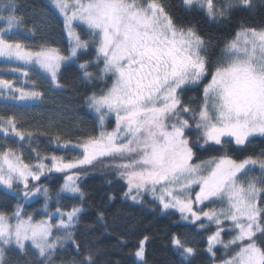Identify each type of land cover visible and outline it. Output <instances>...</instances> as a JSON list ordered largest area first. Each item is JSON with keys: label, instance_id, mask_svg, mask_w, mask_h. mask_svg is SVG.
<instances>
[{"label": "snow or ice", "instance_id": "snow-or-ice-1", "mask_svg": "<svg viewBox=\"0 0 264 264\" xmlns=\"http://www.w3.org/2000/svg\"><path fill=\"white\" fill-rule=\"evenodd\" d=\"M50 5L64 18L68 54L10 39L24 18L18 15V0H0V58L9 62L5 71L25 78L18 84L0 75V96L42 101V91L23 86L30 72L39 70L54 88L63 89L62 67L76 64L83 82H105L84 97L100 131L79 138L73 147L81 153L70 160L38 154L33 166L11 147L0 150V186L18 198L11 211H0V264H13L12 252L24 264H57L60 256L66 257L60 264H101L103 250L77 233L91 237L97 224L105 232L110 225L103 211L86 218L81 173L71 171L94 163L118 170L126 184L124 199L143 204L147 195L162 213L180 214L184 231L170 236L178 264H196L201 249L191 241L205 234L209 264H264V153L237 159L225 148L245 151L251 138L264 137V28L241 25L213 62L211 40L195 25L178 21L163 0H50ZM254 6V0H180L183 11L203 14L214 24ZM74 22L86 26L90 39L81 38ZM201 87L199 103L195 97L184 99ZM110 115L115 126L109 131L105 121ZM0 133L20 141L27 136L29 142L33 135L17 127L15 116H0ZM55 140L60 145V137ZM201 151L222 154L200 159ZM49 158L50 166L43 163ZM257 167L259 174L249 177ZM46 171L65 173L58 191L32 183ZM38 197H43L45 214L39 220L20 202ZM65 200L74 202L66 206ZM224 233L230 238L225 240ZM149 240L147 234L137 239L132 255L139 264H147ZM118 243L125 246L128 240L120 236ZM218 246L225 250L219 261Z\"/></svg>", "mask_w": 264, "mask_h": 264}, {"label": "trees", "instance_id": "trees-1", "mask_svg": "<svg viewBox=\"0 0 264 264\" xmlns=\"http://www.w3.org/2000/svg\"><path fill=\"white\" fill-rule=\"evenodd\" d=\"M164 4L172 15L180 22L195 25L199 33L210 39L212 47L210 56L215 62L220 56L224 44L235 37L241 25L261 29L264 28V0H254V7L251 11H235L232 18L224 23H211L203 14L195 12L189 13L182 10L180 0H163ZM18 15L24 18V23L19 30L9 33L12 40L19 41L33 48L39 45H46L58 48L62 53L68 54L70 44L67 39L64 22L62 18L52 9L46 0H18ZM0 27H3L0 24ZM27 29L35 32L32 35ZM77 32L82 39H90L88 31L77 26ZM94 53V49L90 50ZM80 71L76 64L62 67L60 80L66 85L63 89H56L45 79L41 73L33 75L34 78L44 79L43 82L28 86L31 90L35 87L44 93V99L36 103L21 105L10 104L0 108V116H15L17 127L27 132H32L31 141L26 136L25 141H20L18 137L10 135L5 137L0 133V150L5 147L13 148L25 163L35 165L39 156L51 155L62 156L65 160H70L79 153L70 149H64V141H71L75 144L79 138L88 135H98L100 128L98 118L94 111L89 109L84 103V97L93 91H99L105 86L104 81H95L92 84L83 82L80 79ZM210 78V77H209ZM207 78V79H209ZM207 81V80H206ZM205 81V82H206ZM107 85L110 86L112 79L106 78ZM202 87L185 94L184 99L195 97L194 103H199L202 98ZM115 125L111 118L107 120L106 128L110 131ZM60 137V145L56 143L55 137ZM252 143L245 151H233V145H225L228 154L237 159H243L249 155L259 156L264 153V138H251ZM68 144V145H69ZM222 152H198L200 159H207L209 156H219ZM43 163L51 165V159L44 160ZM89 167L71 170L81 173V186L86 192V213L89 220L95 219L98 211L105 213L110 228L104 231L102 224H97L96 230L91 237H85L80 232L77 233L81 240L101 248L104 255L101 264H108L109 261L115 264H139L132 253L135 250L137 239L143 234L150 236L146 245L145 259L147 264H178L179 257L174 254L170 245V236L175 231L183 232L179 227V213L172 211V214L162 213L159 206L149 197L145 196L143 204H135L123 198V191L126 184L117 178L115 173L100 174L89 172ZM257 167L254 173L258 175ZM65 173L45 172V176L40 182L49 187L53 192L58 191L64 181ZM110 181V182H109ZM32 183H36L33 181ZM7 190L0 188V211H11L15 207L18 198L6 195ZM114 195V200H109V195ZM21 202V201H20ZM74 201L65 200L64 205L70 206ZM49 210H54V201L50 202ZM25 212L32 214L37 220L44 217L43 197H38L34 201L25 204ZM125 236L128 243L121 246L118 237ZM192 234L189 233L191 238ZM192 243L201 249V255L197 257L196 264H209L208 255L203 252L206 246V234L196 236ZM224 249L217 248V261L224 256ZM13 264H24L23 258L17 257L15 252L10 253ZM66 257L60 256V260ZM31 259V258H30Z\"/></svg>", "mask_w": 264, "mask_h": 264}, {"label": "rangeland", "instance_id": "rangeland-1", "mask_svg": "<svg viewBox=\"0 0 264 264\" xmlns=\"http://www.w3.org/2000/svg\"><path fill=\"white\" fill-rule=\"evenodd\" d=\"M46 2L50 5V0H46ZM51 6V5H50ZM53 9V8H52ZM54 10V9H53ZM55 11V10H54ZM56 12V11H55ZM58 15H59V13L58 12H56ZM61 18H62V20H63V22H64V18L61 16V15H59ZM77 26L78 27H83V28H85L86 30H87V28H86V26H84V25H82V24H78V22H74V28H75V31L77 32ZM65 31H66V35H67V39H68V42H69V44H70V38H69V36H68V32H67V30L65 29ZM88 31V30H87ZM78 33V32H77ZM79 34V33H78ZM8 63L9 62H7V61H5L3 58H0V75H2L4 78H7V79H12V80H14L16 83H18V84H20V83H22V81L25 79V78H23L22 76H20V74H18V73H10V72H7V71H5V69H6V67H7V65H8ZM39 72V70H37V71H33V72H30V78H29V83H27V84H25V85H23L24 87H25V89L26 90H30L29 88H28V86H34L35 84H37V83H39V80H40V82H43V80L44 79H37V78H34V79H32L31 80V78H32V76L33 75H36L37 73ZM39 73H41V72H39ZM43 76H44V78L45 79H47V80H49L47 77H46V74H43V73H41ZM210 79V78H209ZM32 81H34L35 82V84L33 85V83H32ZM207 82V81H206ZM205 82V83H206ZM38 100H23V101H21V100H11V99H6V98H4L3 96H0V108H2V107H4V106H8V105H10V104H16V103H18V104H21V105H27V104H33V103H36ZM96 114V113H95ZM96 116H97V114H96ZM109 118H111V119H113L114 121H115V118H114V116L113 115H110V116H108V117H106V121H105V127H106V124H107V120H109ZM115 126V125H114ZM256 137H260V136H256ZM256 137H253V138H256ZM260 138H264V137H260ZM73 145H74V143L73 144H69L67 147H63L64 149H70V150H73V151H76L77 153H81V149H78V148H74L73 147ZM85 167H89V169H91L89 172H94V173H100V174H113V173H115V176H117L116 175V173H117V169H115V168H108V167H105V166H103V165H101L100 163H94L93 165H91V166H85ZM74 170V169H73ZM47 172V171H46ZM45 176V175H44ZM44 176H42V177H44ZM41 177V178H42ZM249 177H251L250 175H249ZM83 177H82V175H80V180H79V183H81V179H82ZM117 178H118V176H117ZM37 183V182H36ZM0 188H3L2 186H0ZM147 196V195H146ZM147 197H149L150 199H151V197L150 196H147ZM36 198H34L33 200H31V201H22L21 200V203L23 204V207H25V204L26 203H29V202H32V201H34ZM132 202V201H131ZM133 203V202H132ZM135 204H137V203H135ZM24 210H25V208H24ZM50 211H54V210H50ZM172 211H175V210H172ZM176 212V211H175ZM178 213V212H177ZM180 215V214H179ZM223 235V237H224V239L225 240H227V239H229L230 237H229V235L227 234V233H224V234H222ZM219 247V246H218Z\"/></svg>", "mask_w": 264, "mask_h": 264}]
</instances>
